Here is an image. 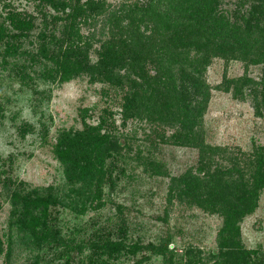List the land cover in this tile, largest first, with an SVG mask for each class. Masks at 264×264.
<instances>
[{"label": "rangeland", "instance_id": "obj_1", "mask_svg": "<svg viewBox=\"0 0 264 264\" xmlns=\"http://www.w3.org/2000/svg\"><path fill=\"white\" fill-rule=\"evenodd\" d=\"M63 1L57 10L0 0V264H186L188 255L212 264L223 216L184 194L185 179L219 170L253 180L264 145L263 46L233 53L203 29L163 30L168 0L153 14L138 13L143 0ZM207 1L229 25L258 4ZM112 10L128 15L109 22ZM169 45L209 88L186 120L163 70L169 57H160ZM112 135L127 146L98 164L93 151ZM37 192L51 197L33 220ZM238 223L252 264H264V188ZM116 242L125 250L109 256Z\"/></svg>", "mask_w": 264, "mask_h": 264}, {"label": "trees", "instance_id": "obj_2", "mask_svg": "<svg viewBox=\"0 0 264 264\" xmlns=\"http://www.w3.org/2000/svg\"><path fill=\"white\" fill-rule=\"evenodd\" d=\"M46 1L57 10L61 6L64 7L66 5L63 0ZM156 1L158 0H143L137 5L138 13H155L153 11ZM257 1L258 4L250 5L247 12L242 14L240 25L236 21L229 25V21L218 17L217 3L207 0H191L183 4L178 0H168L166 8L162 9L164 15L161 17V28L168 31L175 27L183 28L189 26L190 35L196 34L198 30L203 29L202 33L206 34L207 39L214 41V38H218V40L226 42L233 53L248 54L250 50L253 53L262 45L261 54L264 57V42L262 39L264 38V9H262L264 0ZM124 12L115 13L112 10L107 16L109 22L115 18L116 21L121 23L122 19L128 15H123ZM75 13L76 9L70 12V14ZM101 28H105V26L103 25ZM93 30L95 31L96 28L94 27ZM94 35L95 33L93 32L91 35V37L93 36L92 39L99 40L100 37L97 38ZM16 47L17 43L11 42L6 46V50H11L12 53V50L15 51ZM168 47L169 49L160 55L162 59L169 57L163 70L169 79L171 86L169 89H171L176 102L180 104L182 117L186 120L206 103L210 95L209 88L198 72V67H187L183 61L176 58L182 57L178 49H174V45H169ZM193 48L197 50L200 45H195ZM68 52L69 49L64 54L68 56ZM61 68L63 76L67 77V66L61 63ZM260 85L261 88H264V60L263 77ZM144 86L146 88V84ZM259 110L258 108L257 112ZM126 146V139H121L117 135L108 136L94 149L93 159L98 164H101L108 152H120ZM254 162L255 167L251 174L253 177L252 181L246 179L245 174L240 172L235 177L224 179L221 175L222 172L219 170L208 176L191 175L185 179L184 194L198 202L219 207L223 216V226L219 231L220 246L216 253L218 257L212 264H220L222 262L223 264H252L251 255L256 251L249 250L241 244L238 221L255 210L259 192L264 188V145H258ZM218 172H220L219 176H222L221 179L216 177ZM35 194L33 199H36V202L27 207V214L33 220L38 219L40 214L44 215L47 210L46 204L50 202L51 197L48 192H37ZM38 204L43 206L36 210L37 206H39ZM122 250H125V246H120L119 242H116L107 253L109 256L116 257ZM188 256L186 264H205L202 262L197 263V260L192 255Z\"/></svg>", "mask_w": 264, "mask_h": 264}]
</instances>
